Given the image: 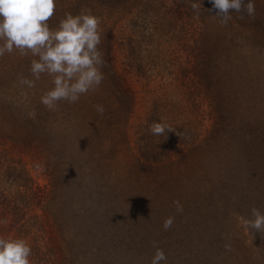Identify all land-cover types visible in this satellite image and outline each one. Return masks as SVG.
<instances>
[{
	"label": "trees",
	"instance_id": "obj_1",
	"mask_svg": "<svg viewBox=\"0 0 264 264\" xmlns=\"http://www.w3.org/2000/svg\"><path fill=\"white\" fill-rule=\"evenodd\" d=\"M55 5L48 21L53 29L65 13L90 9L100 18L104 79L77 102L61 100L48 110L40 97L54 86L52 78L41 74L31 89L18 80L34 79L30 64L38 57L18 50L0 57V236L27 239L31 264H150L153 241L167 255L166 264H264V234L251 233L238 219L237 240L228 234L236 217H246L245 205L264 213L262 79L249 69L237 73L239 80L224 94L215 87L204 71L212 65L205 66L197 51L196 15L185 0H55ZM121 6L150 19L147 40L158 44L178 32L183 61L174 56L167 62L177 67L173 76L192 109L195 98L204 104L207 125L204 119L191 125L167 108L163 115L155 99L133 127V90L115 53ZM124 57L122 69L134 70V55ZM157 64L165 68L164 57L152 60L155 73L162 69ZM163 104L177 109L173 99ZM162 121L187 138L172 132L166 140L154 137L148 125ZM173 201L180 202L182 213ZM168 216L175 220L165 231ZM132 219L144 220L142 229L130 225Z\"/></svg>",
	"mask_w": 264,
	"mask_h": 264
},
{
	"label": "clouds",
	"instance_id": "obj_2",
	"mask_svg": "<svg viewBox=\"0 0 264 264\" xmlns=\"http://www.w3.org/2000/svg\"><path fill=\"white\" fill-rule=\"evenodd\" d=\"M221 25L226 26L232 19L230 13L236 12L239 18L245 15L255 16L254 0H210ZM191 8L199 14L202 5L200 0L192 3ZM55 0H0V57L18 50L21 56L29 53L38 59H32L30 73L34 79L18 77L21 85L31 89L41 74L52 78V88L41 97L40 102L48 110H56L58 102L63 100L75 103L81 95L98 89L104 76L102 67L105 65L103 52L99 49L103 31L101 20L90 9L79 14L65 13L58 26L50 28L48 21L55 15ZM27 95V94H25ZM97 113L103 114V105H96ZM33 118L35 113L30 114ZM148 131L154 137L167 139V133H175L180 139L187 138L167 122H154L148 125ZM160 143V140L155 141ZM176 212L182 213L183 206L173 201ZM249 218L239 217L242 226L250 231L264 234V213L252 207ZM174 216L164 219L162 227L165 231L171 228ZM150 264L167 262V255L156 241ZM231 250L230 244H225ZM32 248L23 237L0 236V264H31Z\"/></svg>",
	"mask_w": 264,
	"mask_h": 264
},
{
	"label": "rangeland",
	"instance_id": "obj_3",
	"mask_svg": "<svg viewBox=\"0 0 264 264\" xmlns=\"http://www.w3.org/2000/svg\"><path fill=\"white\" fill-rule=\"evenodd\" d=\"M197 2L198 0H185L186 5L197 18L195 31L198 42L197 51L205 58V66L212 65V70L207 67L204 69L206 77H211L215 87H218L224 94V88L231 84L232 80L237 77V73H243L244 70L250 69L262 79L261 85L264 88V0H254V18L245 15L243 19H240L238 13L232 12L230 13L232 19L226 26L221 25L220 18L216 16V10L213 9L210 0H200L202 8L199 14L190 6ZM244 2L246 3L247 0ZM121 9L122 13L118 21L119 42L115 46V53L118 70L124 74L127 83L133 90L131 124L134 127L142 122L156 99L160 103L157 110L164 112L163 115L166 113V108L168 113H170L169 110H175L180 119L191 125H196L198 119H204L202 116L204 104L195 98L196 107L192 109L181 86L178 85V80L173 76V73H178L177 67L169 65L167 62L174 56H178L180 64L183 61L184 47L181 44V38L178 39V32L173 31L171 35L167 34V37L164 35V39L160 40L158 44L156 39L147 40L152 34L147 28L150 25V19H147L142 11L137 12L136 15H130L126 13L124 6H121ZM127 52L135 57L134 70L132 68L131 71L121 67V61L125 59L124 55ZM156 54L159 55L154 56ZM154 57L156 59L164 57L165 59V68L161 64H157L158 68H162L159 69V73H155L152 66ZM144 58L147 61H144ZM137 67L146 69L145 74L138 72ZM236 80L239 78L237 77ZM238 83L243 85V82ZM169 98L176 102L177 109H171L169 105L166 107L163 104ZM167 117L168 115L164 118ZM202 124L207 125L208 121L204 119ZM33 176L38 183L43 181L40 174L33 172ZM236 207L238 208V205ZM251 208L247 209L246 205L242 207L246 217L251 216ZM236 219L240 221L239 217H236L228 231L234 241L237 240L238 234ZM128 222L130 225L135 224L140 230L144 220L132 219ZM119 233L123 238L126 235L123 229H119Z\"/></svg>",
	"mask_w": 264,
	"mask_h": 264
}]
</instances>
